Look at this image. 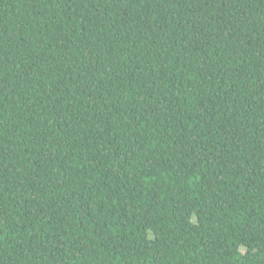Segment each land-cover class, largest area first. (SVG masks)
<instances>
[{"label":"trees","instance_id":"trees-1","mask_svg":"<svg viewBox=\"0 0 264 264\" xmlns=\"http://www.w3.org/2000/svg\"><path fill=\"white\" fill-rule=\"evenodd\" d=\"M0 264H264V0H0Z\"/></svg>","mask_w":264,"mask_h":264}]
</instances>
